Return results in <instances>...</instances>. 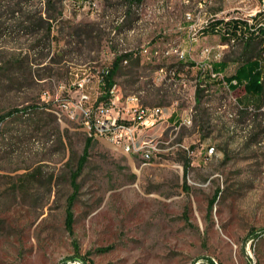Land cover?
<instances>
[{"label":"rangeland","instance_id":"1","mask_svg":"<svg viewBox=\"0 0 264 264\" xmlns=\"http://www.w3.org/2000/svg\"><path fill=\"white\" fill-rule=\"evenodd\" d=\"M46 3L0 0V264H264V93L221 81L264 47L208 27L264 0ZM125 52L116 94L163 108L160 151L143 164L97 137L80 168L89 134L61 102L84 68L95 101Z\"/></svg>","mask_w":264,"mask_h":264},{"label":"built area","instance_id":"2","mask_svg":"<svg viewBox=\"0 0 264 264\" xmlns=\"http://www.w3.org/2000/svg\"><path fill=\"white\" fill-rule=\"evenodd\" d=\"M123 61L127 63L128 58ZM102 72H108V69L105 67L99 71V84ZM95 75L91 68L74 72L71 89H75L78 95L65 98L61 107L73 115L82 116L89 136L107 137L132 156L135 153H143V164L150 162L160 151L161 139L149 131L164 120L163 108L158 105H144L137 97L132 96L126 97L120 103L116 85L111 89L110 101L98 103V97L93 101L88 88Z\"/></svg>","mask_w":264,"mask_h":264},{"label":"trees","instance_id":"3","mask_svg":"<svg viewBox=\"0 0 264 264\" xmlns=\"http://www.w3.org/2000/svg\"><path fill=\"white\" fill-rule=\"evenodd\" d=\"M19 2H23V0H19ZM52 0H47L48 5H50ZM75 3V1H73ZM52 19V15L50 14L48 18L43 22L49 24L50 29V21ZM209 25V24H207ZM211 30L215 32H221L225 36L232 38L233 40L242 39L249 46L252 42L256 41L264 47V12L258 13L251 18H241L236 17L234 19H213L211 20L210 26ZM207 28V27H206ZM129 57V53H121L117 54L114 58L112 65L106 67L108 72L101 73V81H100V91L97 102H105L107 103L111 99V89L116 85V77L121 69L123 60ZM226 70V65L223 62H215L211 65V72H217L220 74L221 71ZM227 71L223 73L221 76V81L226 83L230 89L237 90L240 87L244 88V92L240 97V101L244 103H250L253 101H258L262 98L264 93V64L259 59H247L242 60L236 65L235 69H233L230 73ZM210 76V75H209ZM4 115L2 116V118ZM3 119L0 118V122ZM94 137H87V146L85 148V153L82 155L81 160L79 162V167L81 168L83 164L86 162L88 158V150L89 144L92 143ZM78 173V172H77ZM76 177V175H75ZM76 187V186H75ZM75 195H72V200ZM74 222L73 213L71 212V208L68 209L67 214V224L70 230L73 229L72 224ZM254 234V232H252ZM75 259L81 261L80 264H91L87 262L85 257L75 256ZM63 264H67L66 260ZM208 264H212L209 262Z\"/></svg>","mask_w":264,"mask_h":264},{"label":"bare ground","instance_id":"4","mask_svg":"<svg viewBox=\"0 0 264 264\" xmlns=\"http://www.w3.org/2000/svg\"><path fill=\"white\" fill-rule=\"evenodd\" d=\"M132 97H136V96H132ZM138 154L141 158H143V153H135Z\"/></svg>","mask_w":264,"mask_h":264}]
</instances>
